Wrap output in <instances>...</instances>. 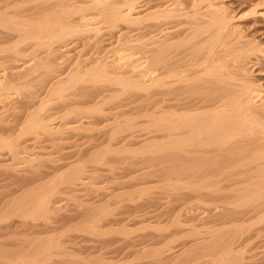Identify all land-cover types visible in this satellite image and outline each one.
<instances>
[{
  "label": "bare ground",
  "instance_id": "obj_1",
  "mask_svg": "<svg viewBox=\"0 0 264 264\" xmlns=\"http://www.w3.org/2000/svg\"><path fill=\"white\" fill-rule=\"evenodd\" d=\"M230 22L225 7L213 0H0V169L3 168L8 175H10L8 171L16 172V174L20 172L22 167L19 166V163L21 165L26 161L21 156L27 150H24L27 148L26 146L24 149L20 146L26 142H22L27 139L26 137L31 138L32 136L33 138L34 136V139L39 140L38 143H40L43 138L45 140L46 138L55 140V137L62 139L60 136L63 133L65 135V129L81 132V130L91 129L104 123V127L107 128V132L102 128L105 131L103 132L105 137L98 140L96 146L94 145V148L100 150L98 149V151L96 150L91 154L95 160L91 158L90 161L88 159L90 162L96 161L102 147H106L104 149L106 154H111L112 149L110 148L113 143L117 142V144L119 143L123 148L124 146L126 148L129 142L137 139L139 134L136 130L139 129L140 121H144L146 118V122L150 119V124L148 123L147 126L150 130L151 128L154 130L150 131V134H154L155 136H153L157 140V146L154 145L156 143H144L147 144L148 148L150 147L148 151L153 148L154 153L157 152L156 154H161L162 157L174 161V168L170 166V170H172L170 174L175 175L178 180H182L181 182L185 179L189 180L186 183L189 189L188 192H191L194 197H204L210 208L216 207L214 209L220 210V213L216 214V220L219 222H257L258 225L262 226L264 223V88L258 85L259 83L253 78L251 79L250 70L246 68L249 64L247 66L246 64L247 61L251 63L250 60L253 58L261 60L264 66V48L242 44L243 40H241L242 43L239 42L241 36L236 40L235 33L237 31L231 26ZM105 38L108 40L107 44L109 45L105 43ZM78 41L82 43L80 47L83 48L78 51L77 56L74 57V54L72 57L69 52L75 46L74 43L79 44ZM104 43L111 50L105 47ZM90 47H93V49ZM76 48L78 49V47ZM103 52H106L105 55L102 54ZM112 53H115L116 58H118L115 59V56H113V60L111 56V58H108ZM61 55L63 56L61 57ZM69 61H71L70 64H68ZM37 82L41 87L40 89L45 88L43 91L46 90V94H43L42 90H40L42 95L36 93L38 89L34 87L37 86L35 85ZM37 88L39 87L37 86ZM128 90H132V92L137 90L140 91L139 93L142 91L147 96L153 95L154 92L157 99L154 101V105L149 106L150 109L149 107H143L145 114L141 109L143 104L140 105L141 107L137 106L138 104L137 107H133L136 100L131 102L128 99L130 101L128 104H123L125 102L122 100L123 103L117 104H120V106L115 105L114 101L119 99L120 96L128 95L129 93L126 92ZM13 92H18L19 98L13 96ZM11 96L18 98L20 101L18 102L15 98L17 101L14 103V98ZM36 97H39L38 99H41L43 104L40 106L38 104L39 107L37 108L36 102H34ZM139 99L141 98L138 97L137 100ZM150 102L152 103V101ZM50 104L54 106L52 108L53 112L58 113L54 112L56 115L59 116L62 113L60 119L61 122L65 123L63 124L65 127L61 125L57 128L55 124L58 116L55 115L56 117H54L52 114V117L50 112L47 115L45 109ZM50 107L52 106H49L47 110H50ZM136 108L139 110L136 111ZM146 108L150 112H145ZM53 112L51 111V113ZM6 114L12 116V122H15L18 126L12 122L9 124L8 121L2 119V116ZM86 123L89 128L85 126ZM105 123H108L110 127L105 126ZM17 131L19 132L17 133ZM68 131L70 132V130ZM91 132L90 130L89 134L95 133ZM103 133H101V136ZM145 133H149V131ZM144 137L146 138V135ZM91 142L93 143V140ZM153 145L157 148L152 147ZM144 148L145 146L142 149ZM20 149L24 151H20ZM21 152L25 153L21 155ZM153 152L149 153L152 154ZM106 154L104 152L105 156L108 155ZM104 155L102 156L104 157ZM99 159L98 156L97 163L95 162L97 165L102 162H98ZM101 159H104L103 162H105V157ZM88 161H85L84 158V163L87 162L88 164ZM73 165L68 168L69 171L65 172L66 174L62 173L63 176L59 175L58 177L57 174L55 178L51 177L50 179L49 177V180L46 181H44V176L43 179L42 176L39 178L30 175H27L30 177L24 176L26 178L22 177L21 180L18 179L11 184H9V181L12 182V180H9L7 182L8 186L11 185L14 188L10 189L8 187L10 189H8V196L2 194L6 197L0 198V226L1 222L4 221L5 224L2 228L12 230L11 235L17 238L18 234L16 237V233L23 224L25 227L26 217L33 212L32 210L40 211V213H37L38 215H35L39 219L43 218L39 217L41 212L47 216L48 213L53 211L50 205H55L56 201L54 202L53 198L56 195H61L62 188H64L62 185L72 188L76 186V183L82 182L85 186L84 183L87 184V182L83 180V176L88 170L86 164L78 161L77 165ZM106 166H109V164L107 163ZM168 170L166 169V171ZM32 171L35 172L34 167ZM21 172H25V170ZM48 172L50 173V171ZM168 173L165 174L169 176ZM2 174H0L2 177L5 176ZM170 178L172 179V177ZM36 183L40 184L35 185ZM4 184L6 182L2 185ZM87 185L86 188L90 186V184L88 187ZM165 185L163 183V186ZM178 185L180 188V185L183 184ZM187 186L185 185V187ZM60 187L62 188L60 189ZM98 189L97 191L101 190ZM17 193H19L18 198L23 200L14 197ZM12 197L13 199H11ZM9 199L11 200L8 201ZM53 202L54 204H52ZM9 206L16 208H13L12 211L11 209L6 210ZM107 207L109 208V206ZM108 210L104 213H108ZM104 213L101 215L105 216ZM104 216L99 217L98 214L99 219ZM16 217H19L20 220L24 219L23 224H20L22 221L20 223L16 222L14 219ZM99 219L98 221H100ZM94 221L88 222L87 230L85 229L92 235L99 233L100 226H102L101 222ZM102 223L105 222L102 221ZM119 223L122 224L123 229L124 224ZM148 226L150 229V225ZM148 226L144 227L148 228ZM178 226L180 228L181 225ZM121 227L119 228L121 229ZM2 228L0 227V237L2 232L4 233ZM78 228L77 232L80 231H78ZM145 228L143 229L145 230ZM161 228L163 229L160 232L161 234L170 231L165 230L164 227ZM79 229L82 230V228ZM107 230L106 228L105 232ZM110 230L114 229L111 228L108 232H111ZM141 230L140 228L138 231ZM154 231L157 232V229ZM101 232L98 234L99 237L102 234L104 235ZM196 232L193 235L191 233L192 237L195 234L197 236L198 232ZM30 233L29 236H31ZM89 233H87L88 236ZM257 233L261 236V232L257 231ZM164 234L163 236L166 235ZM168 234L171 233H167V236ZM108 236L109 234L106 235V237ZM114 236L116 235L113 233ZM122 236H125V234ZM50 239H48L49 242ZM128 239L126 240L128 241ZM55 240L59 241L58 239ZM26 242L28 243V241ZM60 243H56L57 245L54 246L57 248ZM225 244L227 245V243ZM51 245L46 247L47 244L41 242L39 246L43 248V250L40 249L45 253V250L48 251V249L52 251L54 246ZM119 245L118 247H120ZM198 245L201 246L202 244L198 243ZM121 246L123 247L122 244ZM148 246L151 245L148 244ZM154 246L156 245H153V248ZM203 246L206 247L205 244ZM18 247L24 248H18L20 251L18 250L16 257L14 255H12L13 257L9 256L11 251L8 250V255L6 253L8 258L3 257L5 254L2 256L1 253L3 252L0 248V264H18L20 260L17 261L16 259L21 256L29 258L30 263L28 262V264L37 263L38 257L35 256L36 251L33 250L32 244L27 245V247ZM167 247H170V245H167ZM9 249H11V246ZM133 250L135 249L133 248ZM112 251L111 253H113ZM227 252H231V250ZM227 252L224 251V253ZM38 254L41 255V253ZM156 254L155 252V256H157ZM194 254H190V257L193 256L194 258ZM201 254L200 257L202 255L205 257L204 253ZM227 254L230 256L229 253ZM149 255L146 253L144 258L151 260L153 256L152 254V257ZM185 255L187 256V254ZM234 258L231 255L230 261L226 262L224 260L225 264H235L236 259L234 260ZM46 259L49 260V258ZM189 259L188 261H190ZM198 260L196 258V261ZM39 261H42L41 257ZM103 261L106 260L103 258ZM103 261L100 263L104 264ZM156 261L154 258V262ZM24 262L27 264L26 259ZM82 262L86 261L82 260ZM183 262L180 264H185ZM167 263L165 262V264ZM187 263L189 264V262ZM217 264H223V262Z\"/></svg>",
  "mask_w": 264,
  "mask_h": 264
},
{
  "label": "rangeland",
  "instance_id": "obj_2",
  "mask_svg": "<svg viewBox=\"0 0 264 264\" xmlns=\"http://www.w3.org/2000/svg\"><path fill=\"white\" fill-rule=\"evenodd\" d=\"M213 1H215V3H219V5H221V6L225 7L226 15L229 17V19L231 21L230 23L232 24L231 26L235 29V31H237L239 33V34L237 32H236L237 34L235 33L236 37L234 35L236 40H238L237 38H239L241 36L239 38L240 39L239 42L242 43L241 40H243L244 42L242 44H244V45L247 44V46L253 45V46H259V47L264 48V0H213ZM237 35H239V36H237ZM107 39L109 40V37ZM105 40H106V38H105ZM108 40H106V42H105L106 44H107ZM78 43H79V41H78ZM106 44L104 45L105 47H107V45H109V44H107V45ZM73 45H75V46L73 47ZM73 45H72L73 48L70 50L71 53L69 52V55L72 56L75 54L74 55V57H75V56H77L78 51H81L83 47H80V46H82V43H79L77 45H76V43H74ZM76 47H78V49ZM90 48L93 49V47H90ZM107 48H109V47H107ZM90 50H88V51H90ZM105 53L103 52L102 54L105 55ZM63 55L65 56V54H63ZM63 55H61V57ZM110 56L112 57V60L114 59L113 56H115V59L118 58V57L116 58L115 53L110 54L108 58H111ZM70 62L71 61H69L68 64H70ZM250 62L251 63H249V61H247L246 66L248 64L249 65L246 68L250 70L249 72L251 75V79L253 78L255 81H257L259 83L258 84L256 82L258 85H260L264 88V73H263L264 72V70H263L264 66H263V62H261V60H259V59H253V58H252V60H250ZM20 70H21V68H20ZM261 71H263V72L261 73ZM254 80H253V82H255ZM35 85H37L39 87V88H37V86L34 87V88L38 89L37 90L38 92H36V93L42 95V93L40 91V90H42L43 94L44 93L46 94V90L43 91L45 88L40 89L41 87H40V85H38V82ZM126 92H128L130 95L127 93L129 96L128 95L120 96L119 99H116V101H114V103H116L115 105H117L118 103H121L122 100L125 102V103L122 102L123 104H128V103H130V101L133 102L136 100V104L133 107H137V106H140L141 104H143V105H141L142 106L141 109L144 113L143 107H149V106L151 107L152 105H154L153 103L157 99L154 96V94H155L154 92H153V95H149V96L144 94L142 91H141V93H143V94H141V93H139L140 91H137V90H133V92H135L134 93L135 95L133 94L132 90L131 91L128 90ZM13 94H14L13 96H16V97L18 96V98H19L18 92H13ZM137 95H139L138 97L141 99L137 100L138 99ZM13 96H11V97H13ZM151 96H152V98H151ZM15 98L13 100L14 103H16L15 101H17V100H18V102L20 101L18 98H16L17 100ZM36 98H34V102H36L35 105L37 108L42 104V101H41V99H38L39 97H36ZM142 98L145 99L144 102H143ZM148 99L150 101H152V103ZM35 100H37V101H35ZM146 101H148V102H146ZM38 102H40V103H38ZM54 103H55V101H54ZM38 104H39V106H38ZM49 106H52V107H50V110H47V109H49ZM49 106H46L47 108L45 109L47 115L50 112V114L51 115L53 114L54 117L58 116V115H56V114H58L57 112L54 111L56 114L53 112L52 108L54 106L51 104ZM117 106H120V104ZM150 107H149V109H150ZM136 109H137L136 111L139 110L138 108H136ZM141 109H140V112H141ZM51 111L53 113H51ZM147 111L150 112V110H148V108H146L145 112H147ZM151 111H152V109H151ZM50 114H49V116H50ZM61 114H59V116H58V120H57L58 124H57V121L55 124V126L57 125L56 126L57 128L61 127V125L63 126V124H65V123H63V121L61 122V119H60V117L62 116ZM53 115H52V117H53ZM8 116H10V115H7V114L3 115L2 119H4L5 121H8L10 124V122L13 121V118H12V116H10L8 118ZM5 118H7V119H5ZM11 118H12V120H10ZM149 120L150 119H148V121L146 122V118H145L144 121L143 120L140 121V124H139L140 126H138L139 129L137 128V130H136L137 134H139V135L136 134L138 136V138L135 139L134 141L129 142L128 144H130V145L129 146H128V144L126 145L127 149L125 148V146H124V148H125L124 149L121 145H119V143L117 144V142H116V143H113L111 148H110V149H112V153L111 154L107 153L108 154L107 155L106 151L104 150V149H106V147L105 148L100 147L101 151L98 155L100 157V159L98 162H100V161H102V162L98 163L99 165L96 164L97 160H98V156H97V160L94 161L95 159H94V157L91 156V154H93L94 151H96V150L98 151V149H99V148H97V149L94 148V145L96 146L98 144L97 141L101 140L103 137H105L104 136L105 134L103 132H105V131L107 132V128L104 127V123L96 125L94 127L92 126L93 128H91V129H84L85 131L81 130V132H79V130L72 131L71 129H67V130L65 129V131H66V132L64 131L65 135H63L64 134L63 133L60 136L62 139H60L59 137L58 138L55 137L56 141L51 140L49 138H46V140H45V138H43V141L42 142L40 141V143H38L39 140L36 141V139H34V136H33V138L31 136L32 139L30 137H26L27 139L22 141V142H24V141H26V142L23 143L24 145L21 144V146H20L22 149H24L25 146L27 147L24 149V150L27 149L25 151L26 153L23 152L25 154H23L21 152V155L23 154L21 157H23V159L26 160L24 162L22 160L23 163H21V165L19 163V166H21L22 168L20 169V172H18L17 174L21 175V176H18L16 174V172H9V171H8V173H10V175H8L6 173L7 171L4 172L3 168H1L2 171H0V174L3 173L2 175H5V176H3L5 178L3 180V177L0 175L1 176L0 178L2 179V180L0 179V181H1L0 183L3 184L6 182V184H4V185L1 184L2 186L0 185V198L1 199H2V197H6L5 195L3 196L2 194H7V196H8V194H9L8 189L9 188L10 189L14 188V186L13 187L11 185L8 186L7 182L9 180H12V182L9 181V184H11V183H14L15 181H17L18 179L21 180L22 177L26 178L24 176L30 175L31 177L37 176L39 178L41 176H42L41 178H43V176H44V178H45L44 181H46V180H49V177H50V179H51V177L55 178L57 176V174H58V177H59V175L63 176V174H66L67 171H69L68 168L73 164L77 165L78 161L83 162V164H86L85 165L86 169H88L86 171V173L87 172L88 173L87 174L85 173L86 177L83 176L84 177L83 180L84 181L86 180L85 182H87L88 185L86 183H84L85 184V186H84L82 182L76 183V186H73L76 188H73V187L71 188L70 186L67 187V185H62V187H64V188L60 187V189L62 188V190H63V191L62 190H60V191H62L61 195H63V196H61L60 194L58 196L56 195V197L54 196V198H53L54 202L56 201L55 205H53V206L50 205L52 207L53 211L52 210L51 211L53 212V214H52V212L48 213L49 215H47V216L44 215L42 212H41V214H39L40 215L39 217H41V218L43 217L46 220H44L43 218H42L43 220L39 219L38 216H35V215H38L37 213H40V211H37L36 209L32 210L33 212L31 211L32 212V213H30L31 216L29 215L28 217H26L27 219L24 222L25 227L23 224L24 219L20 220L19 217L14 218L16 222L20 223V221H22L20 224H23V226L20 228L21 230L20 229H19V231L17 230L18 232L16 233V237L18 234V237L20 236L19 238L18 237L15 238V236L11 235L12 230H4L5 228H2V227H4L5 223H4V221H2L3 223L1 222V226H0L4 231V233L2 232V235L0 237V248L2 249L1 252H3V253H1L2 256H3V254H5L3 256L5 258L6 253L8 255V253L11 251L10 253H12V252L13 253L12 254L9 253V256L14 255V257H16V255L18 254L20 249L24 248V247H18V246H26L27 247V245L29 246V244H32L33 248H34L33 250L36 251L35 256L38 257V260L36 262L37 263L39 262V264H88V263L90 264L91 261H92L91 264H95V263L101 264L100 262L103 261V258H104V260H106V261H103L104 264H112V263L116 264L117 262H118L117 264H130V263L131 264H136V263L137 264H139V263L140 264H154L156 262H157L156 264H160V262H161V264H165V262L166 263L169 262L167 264H174V262H175V264H178V263L180 264L183 262V260H184L183 263H185V264H188L187 262H189V264H201V263L202 264H204V263L205 264H215L216 262L217 263L223 262V264H225L226 262L230 261L231 255H232V257H235L234 260L236 259V262H238V263L235 262V264H264V229H263L264 223L261 226V225H258L257 222H219L218 220H216L217 219L216 214L220 213L219 212L220 210L217 211V209H214L216 207L210 208V205H208L206 203V199L204 197H194L191 194V192H188L189 189H188V186L186 183H188L189 180L187 181L185 179V181L183 180V182H181L182 180H178V178H176L175 175H174L175 176L174 177L173 174L172 175L170 174L172 171V170H170L171 167L173 165H175L173 163L174 161L171 160L170 158L162 157L161 154H156L157 152L154 153L153 148L151 149V151H148L150 149V147L148 148L147 144H144V143H146V142H148V144L149 143H152V144L156 143L154 145L157 146V142H156L157 140H155V137H154L155 135L150 134V131H154V130H152L153 128H151V127H150L151 130H150L149 126H147L149 123ZM12 123L14 125H17V124H15V122H12ZM144 124L146 125L147 128L144 127L145 126ZM14 125H10V126H14ZM86 125H88V124L86 123L85 126ZM106 125H108V123H105V126ZM63 127H65V125ZM70 127H66V128H70ZM86 127L89 128V126H86ZM102 128H104L105 131H103ZM68 130H70V132ZM90 130L92 131L91 133H94V132L95 133L89 134ZM148 131H149V133L144 134V132H148ZM18 132L19 131H17V133ZM101 133H103L102 136H101ZM143 135L144 136L146 135V138ZM149 135H150V138H149ZM92 140H93V143L91 142ZM27 141H28V143H27ZM114 144H116V145H114ZM22 145H23V147H22ZM154 145L152 147L155 148L156 146H154ZM92 146H93V148H92ZM143 146H145L146 149L145 148L142 149ZM121 148H123V149H121ZM22 149H20V151ZM92 149H93V151H92ZM24 150H22V151H24ZM120 150H121V152H120ZM145 150H146V152H145ZM104 152L107 156L104 155ZM110 152H111V150H110ZM142 152H144L145 154ZM149 152L150 153L153 152L154 154L153 153L150 154ZM89 153H90V155H89ZM101 153H103L102 155H104V157H105V162H103L104 159H101V158H104L102 155H100ZM157 155H159V156H157ZM84 158H85V161H88V159L90 161L92 159H94V160L92 162L88 161V164H87V162L84 163ZM169 160H170V162H169ZM107 163L109 164V166L111 165V167L106 166ZM104 165H105V167H104ZM33 167H34V171H35L34 173L32 171ZM39 168H41L42 170ZM173 168H174V166H173ZM166 169L167 170L169 169L170 171L169 170L166 171ZM24 170H25V172H21ZM51 170H52L53 174H52ZM37 171L39 174L37 173ZM44 171H45V173H44ZM48 171H50V173ZM173 171H174V169H173ZM28 172H29V174H28ZM46 172H48V173H46ZM36 173H37V175H36ZM59 173H61V174H59ZM165 173L166 174L168 173L169 176L172 177L173 180L168 175H166ZM42 174H44V175H42ZM46 174H48V175H46ZM54 174H55V176H53ZM30 176H27V177H30ZM9 177H10V179H8ZM167 180H168V183H167ZM177 181H180V182H177ZM89 182H91V183H89ZM81 183H82V185L80 187ZM163 183H164V185L165 184H167V185L163 186ZM180 183L183 185H180V188H179L178 184H180ZM37 184H40V183H36L35 185H37ZM89 184H90V186H89ZM6 185H7V187H6ZM86 185H87V187L88 186L89 187L86 188ZM185 185L187 187H185ZM1 187H3V188H1ZM98 188L101 190H99ZM67 189H69V190H67ZM97 189L99 191H97ZM17 195H19V193L15 194L14 197L16 196L15 198H18ZM191 196H193V197L191 198ZM11 199H13V197ZM11 199H9L8 201H10ZM18 199L21 200L22 198H18ZM107 201H109L110 204H109V202L107 203ZM54 202L52 204H54ZM107 206H109V208ZM102 207H103V209H102ZM13 208H16V207H13ZM13 208H11V206H9V207H7L6 210L11 209V211H12ZM95 208L97 211L95 210ZM97 208H99V209H97ZM107 209H109L108 213L105 214L104 212H106ZM100 210H101V212H100ZM35 211H37V212H35ZM94 212L97 214H95ZM109 212H110V214H109ZM103 213L105 214V216L101 215ZM98 214H99V217L100 216L101 217L104 216V217L99 219ZM96 215H97V217H96ZM0 218H1V216H0ZM88 218H90L91 220ZM87 219L89 220L88 222H93L94 220L96 222H101L100 224L102 226H100L101 229H100L99 233L103 230L102 232L104 233V235L101 232V234L103 236L100 234L101 236L99 237V235H98L99 233H97L96 235H92V233L87 232L86 231L87 230L86 227H88V222L86 221ZM98 219L100 221H98ZM101 220L105 223H102ZM26 222H27V224H26ZM44 222H46V223H44ZM82 222H84V223H82ZM119 222L123 223L126 226L125 227L123 225V229L129 228L131 231L129 229L123 230L121 227L122 224H120ZM79 223H80V226H79ZM81 223H82V225H81ZM173 223H175V224L179 223L178 225H181L180 226L181 229L179 228L178 225H177L178 227L173 226V225H175ZM28 224L31 226H29ZM46 224H48L47 228H46ZM148 225H150V229H149ZM117 226L121 227L122 231L126 230L127 232L126 231L125 232L120 231L121 229ZM144 226L145 227L148 226V228H145ZM158 226L160 227V229H158L159 228ZM77 227L82 228V230H83V228H84V230L86 229L85 231L83 230L86 233V235H84L85 233L79 228H78V231L79 230L80 231L77 232L76 231ZM142 227L145 228V230ZM151 227L154 230L157 229V232L152 230ZM155 227H156V229H155ZM161 227H164L165 230L167 229L170 231L172 229V231H174V232L166 231L167 233H171V234H168V236H167L166 232H162V234H161L160 232L163 231V229ZM261 227H263V228H261ZM31 228H33L34 230ZM72 228H74V229H72ZM99 228H98V230H99ZM106 228L108 229L107 232L111 228L114 230H110L111 232L107 233V232H105ZM140 228L142 230L138 231V230H140ZM27 229H28V231H27ZM258 229H260V230H258ZM35 230H36V232H35ZM179 230H181V231H179ZM193 230H195V231H193ZM257 231L261 232V234H260L261 236H259V233H257ZM30 232H32V233L34 232V234L32 235V233H30ZM148 232H149V234H148ZM195 232L197 233V236H195L196 235L195 234L192 237L193 233H195ZM29 233L31 236H29ZM87 233H89V236ZM110 233H112V234H110ZM113 233L116 236L113 237ZM121 233H122V235L125 234V236H122ZM150 233H151V235H150ZM163 233H165L166 235L165 234L164 235L167 237L163 236ZM174 233H176V234H174ZM191 233H192V235H191ZM0 234H1V232H0ZM105 234L106 235L109 234V236L106 237ZM118 234H119V238H118ZM156 234H157V236H156ZM187 234H189V235H187ZM37 235H39V236H37ZM51 235H54L55 237L51 236ZM128 235H130V236H128ZM146 235H147V237L145 238ZM148 235H150V236H148ZM158 235H160V236H158ZM56 236H57V238H56ZM91 236H94V237H91ZM126 236H128V237H126ZM7 237H9V238H7ZM148 237H149V239H147ZM212 237H215V238L213 239ZM28 238H29V240H28ZM46 238H47V240H46ZM50 238H52V239H50ZM191 238H193V239H191ZM8 239H10V240H8ZM48 239H50V242ZM53 239L54 240L58 239L59 241L55 240L56 241L55 242ZM126 239H128V241ZM154 239L158 243H156ZM158 239L160 240V242ZM257 239H259V240H257ZM152 240L155 244L152 242ZM226 240H229V241H226ZM26 241H28V243ZM45 241L46 242L48 241V242L46 243ZM35 242H37L38 244ZM41 242H42V244H43V242H44V244H47L46 247H49L54 242L55 243L53 245H51L52 247L56 243L61 242L60 243L61 247H60V245L57 248H56V246H54L53 247L54 250L51 248L52 251H50L48 249V251L45 250V253H44L41 251V249L43 250V248L39 246V245H41ZM149 242L153 243V244H150ZM167 243H169V244H167ZM198 243L202 244V245L200 246V245H198ZM225 243H227V245L228 244L229 245L227 246ZM231 243H233V244H231ZM12 244L14 247L12 246ZM121 244L123 245V247L121 246ZM148 244L151 246H148ZM163 244H166V245H163ZM204 244L206 247L203 246ZM108 245H110V246H108ZM118 245L120 247H118ZM126 245H127V247H126ZM153 245H156V246H154V248H153ZM167 245H170V247H167ZM10 246H11V249H9ZM107 246H108V250H107ZM146 246H147V248H146ZM161 246H163V247H161ZM194 246H196V247H194ZM225 246L228 247V249H226ZM63 247L65 250L63 249ZM159 247H161L160 248L161 252L158 251ZM166 247H167V249H166ZM193 247H194V249H193ZM229 247H231V248H229ZM18 248H20V249H18ZM133 248L136 251L133 250ZM128 249L129 250L131 249L130 252ZM189 249L190 250L193 249V250L190 251ZM8 250H9V252H8ZM110 250L111 251L113 250L112 251L113 253H111ZM164 250H166V251H164ZM228 250L229 251L231 250V252H234V253L227 252ZM4 251H5V253H4ZM189 251H190L191 255H193L195 253L194 258H193V256L190 257ZM203 251H205L206 253ZM224 251L229 253L230 256L227 253H224ZM46 252H49V253L51 252L50 253L51 256H49L50 254L46 253ZM142 252H143V254H142ZM155 252L157 253L156 254L157 256H155ZM38 253H41V255ZM42 253H43V255H42ZM146 253L148 255L150 253L149 256L150 257L153 256L155 258V261L156 260H158V261L154 262L153 257L151 258V260H149V258H147V259L144 258V256L146 257ZM184 253L187 254V256ZM201 253L202 254L204 253L205 257H203V255ZM108 254H110V255L108 256ZM151 254H152V256H151ZM161 254H162V256H161ZM182 254L185 256H183ZM200 254L202 255V257H200ZM38 255H40V256H38ZM118 255L119 256L121 255V256L119 257ZM235 255L239 256L240 259H239V257L236 258ZM116 256H118L119 258L118 257L116 258ZM180 256H181V259H180ZM195 256H196L197 260L199 259L198 261H196ZM40 257H41L42 261H39ZM136 257L139 259H137ZM189 257H190V259H189ZM198 257H200V258H198ZM6 258H8V256ZM19 258L16 259L17 261L20 260L19 261L20 263H18V264H25V262H24L25 259H26V262L28 264V262H29L28 257L24 258L21 256ZM23 258H24V260H23V262H21ZM46 258H49V260H47ZM98 258H100V259H98ZM115 258L118 260H116ZM121 258H123V259H121ZM177 258H178V260H180L179 262H178ZM90 259H92V260H90ZM111 259H113V260H111ZM142 259H143V261H142ZM188 259L190 261H188ZM82 260L86 261V262H82ZM94 260H96V261H94ZM148 260L150 262L151 261L152 262L150 263ZM163 261H165V262H163ZM41 262H43V263H41ZM93 262H95V263H93Z\"/></svg>",
  "mask_w": 264,
  "mask_h": 264
}]
</instances>
